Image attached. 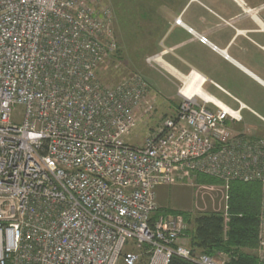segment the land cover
<instances>
[{"label": "built area", "instance_id": "2783aa9c", "mask_svg": "<svg viewBox=\"0 0 264 264\" xmlns=\"http://www.w3.org/2000/svg\"><path fill=\"white\" fill-rule=\"evenodd\" d=\"M247 12L264 32V4ZM113 19L99 0H0V264H220L183 245L182 215L154 218L157 189L202 175L227 200L231 182L259 183L264 200V137L236 132L243 106H223L205 79L207 97L182 81L179 107L128 142L156 106L140 75L101 80Z\"/></svg>", "mask_w": 264, "mask_h": 264}, {"label": "crops", "instance_id": "0c3cea01", "mask_svg": "<svg viewBox=\"0 0 264 264\" xmlns=\"http://www.w3.org/2000/svg\"><path fill=\"white\" fill-rule=\"evenodd\" d=\"M263 4L264 0L181 2L180 12L167 23L162 54L174 75L198 73L206 81L204 91L223 106L240 110L241 104L242 122L235 130L257 137H264V32L247 11ZM179 17L185 27L175 24ZM260 20L264 22V12Z\"/></svg>", "mask_w": 264, "mask_h": 264}, {"label": "rangeland", "instance_id": "374dc122", "mask_svg": "<svg viewBox=\"0 0 264 264\" xmlns=\"http://www.w3.org/2000/svg\"><path fill=\"white\" fill-rule=\"evenodd\" d=\"M113 11V33L117 38V52L107 60L100 70L101 80L107 85H116L122 80L132 76L140 75L152 88V102L156 106L155 116L147 121L140 122L138 128L128 138L133 145H140L145 138L151 135L153 129L158 126L162 119L176 110L181 99L179 90L182 87V78L176 76L167 68L163 67L159 60L165 64L166 56H163L167 45V23L177 16L181 10V2L187 0H99ZM151 3V5H150ZM144 9L148 14L146 19L140 15ZM129 24L126 27L127 16ZM145 17V16H144ZM126 24V25H125ZM131 26H136L130 37L127 31ZM144 34H140L142 30ZM134 28V27H133ZM128 38H127V37ZM146 48H140V47ZM159 58V59H157ZM148 59H152L148 63ZM158 60V62H157ZM167 64H165L166 66ZM167 67V66H166ZM181 79V80H180ZM172 110V111H171ZM19 115L20 112H17ZM201 175H191L173 186H162L157 189L158 209H164L170 214L187 213L190 215L188 233L182 242L184 246L193 250L189 231L194 230L195 220L206 214H217L223 218V238L226 240L230 217L228 216L229 200L222 185H207L198 182ZM194 177V178H192ZM225 197V200H224ZM263 199V196H262ZM262 204L259 216L258 246L254 251L246 250L247 253L255 255L261 262H264V247L260 246L259 236L262 221ZM194 250H197L196 248ZM197 253H201L197 250ZM213 259L220 264L228 262V257L223 253L216 254Z\"/></svg>", "mask_w": 264, "mask_h": 264}, {"label": "trees", "instance_id": "16d2710c", "mask_svg": "<svg viewBox=\"0 0 264 264\" xmlns=\"http://www.w3.org/2000/svg\"><path fill=\"white\" fill-rule=\"evenodd\" d=\"M147 14L144 9L141 10L140 15H143L144 19H146ZM126 16L127 19L125 17L124 20H127L125 22L127 24L129 17ZM135 27L131 26L129 32H126L129 37L131 33L136 32ZM138 29L142 30L140 34L146 32L141 27H138ZM140 48L146 47L142 46ZM198 182L207 185H222L219 179L202 175L199 176ZM229 197L228 216L230 217V223L226 240L223 238V218L217 214H206L198 217L195 220L194 230L189 231L192 247L201 251V253H197V250L193 249L192 252L211 258L216 254L223 253L228 257L226 264H264L255 255L246 252V250L254 251L258 246V227L262 201L260 184L256 182L245 183L239 180L233 181L230 183ZM166 213L170 212L160 209L154 218L156 219ZM176 214L182 215L187 222L190 219V215L187 213ZM170 264L195 263L175 257Z\"/></svg>", "mask_w": 264, "mask_h": 264}, {"label": "bare ground", "instance_id": "6f19581e", "mask_svg": "<svg viewBox=\"0 0 264 264\" xmlns=\"http://www.w3.org/2000/svg\"><path fill=\"white\" fill-rule=\"evenodd\" d=\"M159 62L163 67L171 71L168 67H166L167 65L165 66V64H163L162 61L159 60ZM202 80L203 78L198 73H193L189 77H183L182 81L185 83V88L182 92L187 96L201 95V96L207 97V95L204 93V91L200 87Z\"/></svg>", "mask_w": 264, "mask_h": 264}]
</instances>
